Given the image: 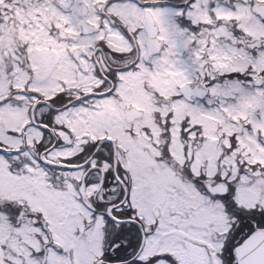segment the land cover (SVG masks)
<instances>
[{
  "label": "snow or ice",
  "instance_id": "snow-or-ice-1",
  "mask_svg": "<svg viewBox=\"0 0 264 264\" xmlns=\"http://www.w3.org/2000/svg\"><path fill=\"white\" fill-rule=\"evenodd\" d=\"M0 264H264V0H0Z\"/></svg>",
  "mask_w": 264,
  "mask_h": 264
}]
</instances>
